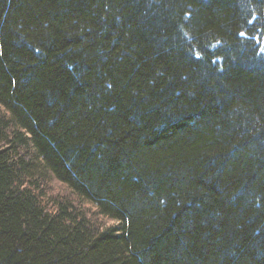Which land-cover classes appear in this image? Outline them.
<instances>
[{"label":"trees","instance_id":"1","mask_svg":"<svg viewBox=\"0 0 264 264\" xmlns=\"http://www.w3.org/2000/svg\"><path fill=\"white\" fill-rule=\"evenodd\" d=\"M0 264H264V0H0Z\"/></svg>","mask_w":264,"mask_h":264}]
</instances>
